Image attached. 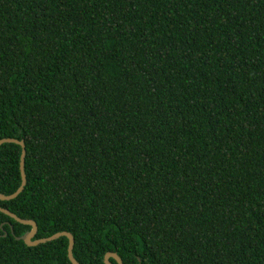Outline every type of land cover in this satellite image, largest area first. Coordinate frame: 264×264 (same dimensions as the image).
<instances>
[{
	"label": "trees",
	"instance_id": "obj_1",
	"mask_svg": "<svg viewBox=\"0 0 264 264\" xmlns=\"http://www.w3.org/2000/svg\"><path fill=\"white\" fill-rule=\"evenodd\" d=\"M4 138L0 206L80 264H264V0H0ZM31 229L0 264H72Z\"/></svg>",
	"mask_w": 264,
	"mask_h": 264
},
{
	"label": "water",
	"instance_id": "obj_2",
	"mask_svg": "<svg viewBox=\"0 0 264 264\" xmlns=\"http://www.w3.org/2000/svg\"><path fill=\"white\" fill-rule=\"evenodd\" d=\"M5 143H15L22 147V155H21V162H20L22 183L15 193L11 195L0 194L1 201H10V200L17 198L23 192L24 187L26 186V183H27V175H26V170H25L26 146L23 140H18L14 138H4L0 140V145L5 144ZM0 212L5 213L6 215L10 216L11 218H13L14 220H16L17 222L21 224L30 225L32 227V229L29 232H26L22 236H17L18 240L24 241L25 244L28 246H37L42 243L54 241L63 236L67 237L69 240L68 257L70 261L72 262V264H80L74 256L73 249H74V244H75V238L72 233L63 231V232H58L55 235H52L50 237L35 239V236L38 232V225L34 220L20 218L12 211L6 208H3L1 206H0ZM12 232H13V228H12ZM4 236L6 237L7 233H5ZM111 259H114L118 264H124L122 258L115 252H108L105 255L104 261L106 264H113L111 262Z\"/></svg>",
	"mask_w": 264,
	"mask_h": 264
}]
</instances>
